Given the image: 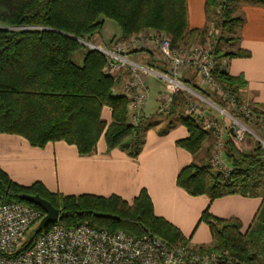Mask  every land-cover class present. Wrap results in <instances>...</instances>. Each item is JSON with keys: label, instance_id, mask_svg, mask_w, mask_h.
Instances as JSON below:
<instances>
[{"label": "trees", "instance_id": "trees-1", "mask_svg": "<svg viewBox=\"0 0 264 264\" xmlns=\"http://www.w3.org/2000/svg\"><path fill=\"white\" fill-rule=\"evenodd\" d=\"M246 2L264 7V0ZM238 10V0L205 1L207 22L216 19L215 26L221 31L215 45L213 78L235 95L240 105L243 103L238 94L245 86L244 80L230 76L220 63L223 58L250 55L242 49L225 51L221 47L232 46L236 40V30L243 23ZM104 19L115 22L121 38L162 32L170 38L172 48L203 42L208 30L207 22L202 28H189L186 0H0V134L23 137L33 147L63 141L74 145L80 156L92 154L103 135L107 151L119 149L131 158L137 157L149 125L143 116L136 125L130 123L128 100L113 93L115 82L105 71V57L87 48L80 66L72 61V55L84 46L79 40H89L99 33ZM179 96L165 114H174ZM104 107L110 109L108 124L101 118ZM176 118L188 133L176 145L197 155L210 133L194 116ZM222 155L231 168L227 173L213 170L206 162L191 163L178 172L177 186L191 196L205 195L210 200L228 195L262 197L263 147L257 144L243 152L228 132ZM21 194L39 195L49 201L59 210L58 222L66 228L87 223L110 233L121 230L133 237L155 236L170 246L186 245L200 252L226 249L240 263H248L250 251L259 246L262 259L258 264H264V216L252 229L242 232L236 218L219 219L205 210L200 221L209 227L212 243L192 247L177 227L154 214L144 189L130 203L117 195H63L49 192L40 182L18 185L0 168L2 202L25 203L42 211L22 200ZM37 224L32 226L30 240L22 243L17 253L31 246L53 223L42 231Z\"/></svg>", "mask_w": 264, "mask_h": 264}, {"label": "crops", "instance_id": "crops-1", "mask_svg": "<svg viewBox=\"0 0 264 264\" xmlns=\"http://www.w3.org/2000/svg\"><path fill=\"white\" fill-rule=\"evenodd\" d=\"M205 1L186 0L189 28L204 27L202 9L205 14ZM238 15L243 23L236 30L231 51L242 49L250 55L223 58L221 67L230 76L244 80L245 86L238 94L243 104L264 108V7L242 2ZM110 38L101 37V40L108 44ZM130 56L157 67L149 54L135 51ZM153 81L151 77L147 78L153 98L142 111V120L149 127L137 157L131 158L119 149L107 151L103 135L92 154L80 156L74 145L63 141L33 147L23 137L0 134V168L18 185L26 187L40 182L49 192L63 195H117L130 203L144 189L154 214L177 227L192 247L212 243L209 227L200 221L205 210L219 219L236 218L242 225V232L249 227L252 229L259 217L264 216L261 197L228 195L210 200L205 195L191 196L177 186L176 177L183 167L205 162L211 138L197 155L178 147L176 141L187 137V130L177 118L169 119L165 124L153 118L157 115V99L163 90ZM185 81L192 83L191 71L186 74ZM122 83L113 87L114 94L121 89ZM152 85L156 87L154 92ZM187 115L185 111L184 116ZM101 118L106 124L110 122L108 107L103 108Z\"/></svg>", "mask_w": 264, "mask_h": 264}, {"label": "built area", "instance_id": "built-area-1", "mask_svg": "<svg viewBox=\"0 0 264 264\" xmlns=\"http://www.w3.org/2000/svg\"><path fill=\"white\" fill-rule=\"evenodd\" d=\"M215 23L216 19H212L208 24L203 42H191L179 48H172L170 38L156 31L115 39L106 48L93 47L105 57V71L113 77L114 86L123 81L116 94L126 96L131 124L136 125L142 117L149 92L147 78L160 80L163 90L157 99L156 114L167 113L175 96L181 95L187 114L196 117L201 128L215 139L211 165L227 173L229 170L221 160L224 133L230 132L235 144L243 140L247 129L238 122L240 115L247 122L257 123L264 132V108L239 105L235 95L213 78L212 70L217 62L215 45L221 35ZM135 51L149 54L157 67L133 59L130 54ZM189 71L192 72L190 84L185 81ZM202 92L220 98L231 114ZM201 103L220 116H228L231 126L213 120ZM261 143L264 147V141ZM43 215L32 205L4 203L0 198V264H242L226 249L200 252L186 245L170 246L151 235L133 237L121 230L110 233L87 223L66 228L58 221L37 236L31 246L17 253L27 231L39 223Z\"/></svg>", "mask_w": 264, "mask_h": 264}, {"label": "rangeland", "instance_id": "rangeland-1", "mask_svg": "<svg viewBox=\"0 0 264 264\" xmlns=\"http://www.w3.org/2000/svg\"><path fill=\"white\" fill-rule=\"evenodd\" d=\"M238 2L240 4L242 2H246V0H238ZM202 13H203V17L205 19L204 23L206 24L207 18L205 17L206 15L204 14V9H202ZM209 23L210 22H207V24H209ZM118 36H120V31H119L118 27L116 26L115 22L112 20L104 19L103 28L101 29V31L99 33H97L95 36H93L89 40H79L84 46L72 55V61L75 64L80 66L82 64V55L86 52L87 48L93 49V50H95L94 47H96V46L106 48V47H108L109 42H108V44L107 43L105 44L104 41L101 40V37L104 39L111 37L110 40H108V41H114L115 39H117V40L121 39V37L117 38ZM221 47L225 51L231 50L230 45H228V46L222 45ZM159 81L160 80L153 81V82L155 84L157 83V85L162 87V83H161V81L160 82ZM155 88H156L155 85H152V91L153 92L155 91ZM148 98H149V100H148ZM152 98H153V93H151V91H150V93L148 92V94H147L146 103H147V101H151ZM211 100H212V102H214L216 104H218L217 101H219L222 104L221 107L224 108L229 114H231V112L229 111V108L227 109V106L225 105V103H223L221 101L220 98L217 97V98H215V100L214 99H211ZM201 104L204 105L203 103H201ZM145 106H146V104H145ZM204 108L207 110V113L209 114V116L213 120H215L217 123H220V124L224 123L223 125H225L226 127L231 126V121H230L231 119L228 116H220L218 112L207 107V105H204ZM151 109H153V108H151ZM174 109H175V111L173 110L174 114H171V115H167V114L155 115L153 118H156L161 123L165 124L168 122L169 119L174 120V118L178 117L179 115H184V112L186 111L187 106H186V102L184 101V98L182 96L178 97L176 105L174 106ZM242 119H244V118H242ZM242 119L239 116L237 118L238 122L241 123V125L243 127H246L247 133L245 132V136L243 137V140L240 142H236L237 144H235V146L243 152H248L257 144L260 145L261 147H263V144L261 143V141L262 142L264 141V132L260 129L259 126L254 125L253 123L247 122L245 119L244 120H242ZM156 125H157V123H156ZM227 134H228V131H226L224 133L223 139H225ZM209 135H210L211 139H209L210 140L209 146L207 148L208 155H206L205 162L211 165V162H210L211 161V154H212V149H213V146L215 143V139L211 134H209ZM263 149H264V147H263ZM205 151H203V152H205ZM221 160H222L223 165L226 167L225 169L230 170L231 168H230L229 164L226 162V160L224 159L222 154H221ZM211 167L213 170H216V168L213 167L212 165H211ZM260 173L262 175H264V167L262 168ZM259 192L262 196L261 198L264 199V189L259 190ZM33 233H34V231H33V227H32L25 234L22 243L30 240ZM249 254H250L249 256H250L251 260L248 263H242V264H258L259 261L262 259V252H261V249L259 248V246L253 248Z\"/></svg>", "mask_w": 264, "mask_h": 264}, {"label": "water", "instance_id": "water-1", "mask_svg": "<svg viewBox=\"0 0 264 264\" xmlns=\"http://www.w3.org/2000/svg\"><path fill=\"white\" fill-rule=\"evenodd\" d=\"M20 198L38 206L44 212V216L37 225V229L39 231L44 230L50 223H54L59 220V210L56 209L49 201L41 198L39 195L21 194Z\"/></svg>", "mask_w": 264, "mask_h": 264}]
</instances>
